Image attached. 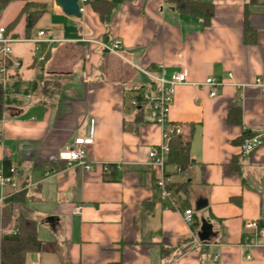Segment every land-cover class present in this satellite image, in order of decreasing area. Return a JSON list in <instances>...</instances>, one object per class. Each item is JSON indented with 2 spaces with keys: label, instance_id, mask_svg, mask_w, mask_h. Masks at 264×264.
I'll list each match as a JSON object with an SVG mask.
<instances>
[{
  "label": "crops",
  "instance_id": "crops-1",
  "mask_svg": "<svg viewBox=\"0 0 264 264\" xmlns=\"http://www.w3.org/2000/svg\"><path fill=\"white\" fill-rule=\"evenodd\" d=\"M92 1L81 19L54 0L0 3V27L27 2L48 7L30 38L25 15L11 32L22 40L13 46L22 68L6 86L0 119V173L19 168L20 191L40 221L43 249L28 264H264V145L249 156L238 145L244 132L264 129V0H196L212 3L209 24L173 0H119L104 21ZM40 31L56 42L36 50ZM110 41L121 43L119 53L102 50ZM184 70L188 84L176 88L169 125L195 126L192 161L183 174L166 165L188 190L168 208L156 188L163 171L149 158L166 127L153 123L143 95L157 96L155 77ZM208 78L227 83L217 97L203 85ZM237 108L240 124L230 122ZM90 135L93 171L59 161ZM105 166L115 167L114 181L104 179ZM5 194L0 189V240L16 231L20 212ZM188 209L195 228L184 221ZM252 221L258 229L247 228ZM204 224L212 235L198 249Z\"/></svg>",
  "mask_w": 264,
  "mask_h": 264
},
{
  "label": "built area",
  "instance_id": "built-area-1",
  "mask_svg": "<svg viewBox=\"0 0 264 264\" xmlns=\"http://www.w3.org/2000/svg\"><path fill=\"white\" fill-rule=\"evenodd\" d=\"M80 12L82 15L86 11L85 5L88 3V0H80ZM22 40L15 39L12 35L7 33V27H0V85L3 90L6 91V86L11 79L13 71L16 69L22 68V62L15 58L13 46L15 43H18ZM35 44V49L40 50L43 43L53 44L56 41L51 38L47 32L40 31L38 33V38L32 40ZM102 50L117 54L122 49V45L119 41H110L103 42L100 44ZM229 77L232 78V75L229 74ZM154 78V77H153ZM154 82L158 85L157 96H152L149 93L143 95V102L149 106L150 117L153 123H156L162 127H166L164 130V143L152 147L149 152V158L152 160V163L156 167H160L163 171V174L156 182V188L160 193L162 201L165 202L168 208L176 206L175 196L172 190L168 188L169 185L174 183L171 176H166L167 171L166 165L168 156L170 153L169 142L171 135L173 133H181L182 128L180 126L169 125V112L170 108L174 102V96L176 88L180 85L188 84V74L184 70L176 75H173L171 79L164 78H154ZM227 83L224 80L218 78H208L203 85L210 89V96L217 97L219 92ZM260 80H257V85H260ZM30 96L26 98L28 99ZM132 105L135 107H140V103L137 100L132 102ZM254 135L245 139L242 145L240 146V152L242 156H249L259 147L264 145V129L257 130L253 133ZM2 141V136L0 134V143ZM94 143L93 135L83 138H76L73 145L61 151L58 156L60 162L65 163L67 167L72 166H81L87 172H91L95 169V165L88 160V148ZM115 168L114 166H112ZM117 169L119 166L116 167ZM174 171L177 174H183V172L177 167H174ZM105 173L111 172V166L104 167ZM19 176L20 171L17 166L10 165L8 170H4L0 173V189L5 191V197H10L11 195L20 191L19 186ZM82 207H77L75 213H80ZM184 221L186 225L190 228L194 225V211L188 209L184 212ZM249 229H258L259 225L256 221L249 222L247 224ZM198 249H204L208 246V243L202 242L198 236L195 237V244L193 247ZM221 256V252L217 251L215 253V260H218Z\"/></svg>",
  "mask_w": 264,
  "mask_h": 264
},
{
  "label": "trees",
  "instance_id": "trees-1",
  "mask_svg": "<svg viewBox=\"0 0 264 264\" xmlns=\"http://www.w3.org/2000/svg\"><path fill=\"white\" fill-rule=\"evenodd\" d=\"M13 1H27V0H0L1 5L9 4ZM92 1V0H91ZM178 8L183 13L192 14L198 16L204 20L206 24H209L214 16V10L212 3H200L196 0H173ZM96 8L103 7L104 10H100L101 17L104 21L109 19V16L104 11H110V5H115L119 0H93ZM39 8L40 10L30 12L31 8ZM46 4H34L27 2L22 9L18 18L7 26V33L11 35L18 25L20 18L26 16V31L27 38L31 37V31L37 21V19L47 11ZM5 105V91L0 85V119L3 116V107ZM236 115L232 118L230 116V122L240 124L239 108L233 111ZM234 118V119H233ZM182 128L181 133H173L169 142L170 153L167 160V165L177 166L183 173L187 172L191 165L190 146L191 140L195 131L194 125H176ZM253 133L244 132L242 137L238 141V145L241 146L245 139L253 136ZM10 166L6 165L5 169L8 170ZM114 168L111 166V172L105 173L104 179L106 181H114L115 178ZM166 176H171V173H166ZM186 182L177 183L174 182L168 186L173 191L174 196L178 197L182 193L186 194ZM6 202L10 206L19 205L20 212L17 218L16 231L14 233L5 234L0 240V264H28L29 259L34 254H39L43 249V241L39 236L40 221L34 217V208L30 207L31 199L28 197V191L26 189L21 190L10 197L6 198ZM176 206H172L175 208ZM195 228V225L192 226ZM264 228V225H262Z\"/></svg>",
  "mask_w": 264,
  "mask_h": 264
},
{
  "label": "water",
  "instance_id": "water-1",
  "mask_svg": "<svg viewBox=\"0 0 264 264\" xmlns=\"http://www.w3.org/2000/svg\"><path fill=\"white\" fill-rule=\"evenodd\" d=\"M56 6H58L62 13L69 17H74L81 19L82 13L80 12V0H54ZM204 206L198 207V211L204 209ZM212 235V226L209 224H204L202 227L201 233H199V239L202 242L209 241V238Z\"/></svg>",
  "mask_w": 264,
  "mask_h": 264
},
{
  "label": "rangeland",
  "instance_id": "rangeland-1",
  "mask_svg": "<svg viewBox=\"0 0 264 264\" xmlns=\"http://www.w3.org/2000/svg\"><path fill=\"white\" fill-rule=\"evenodd\" d=\"M32 9H34V7H33V8H31V10H32ZM35 9H38V10H40V7H39V8H35ZM45 238L47 239V238H48V236H47V237H44V239H45Z\"/></svg>",
  "mask_w": 264,
  "mask_h": 264
}]
</instances>
